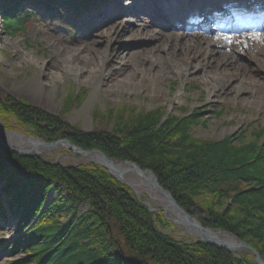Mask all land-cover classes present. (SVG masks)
Returning <instances> with one entry per match:
<instances>
[{
  "label": "trees",
  "instance_id": "16d2710c",
  "mask_svg": "<svg viewBox=\"0 0 264 264\" xmlns=\"http://www.w3.org/2000/svg\"><path fill=\"white\" fill-rule=\"evenodd\" d=\"M5 19L8 28L15 27L9 15ZM158 113L144 111L128 119L124 114L115 121L113 132L87 133L12 96L0 97L5 128L47 142L69 139L85 150H101L118 161L150 169L181 207L190 212L197 206L207 210L201 219L205 226L233 231L264 256V143L259 145L264 129L253 133L255 140L240 146L234 145L232 137L198 142L186 133V119L169 116L163 121L162 112ZM3 178L12 202L24 205L22 231L36 219L14 247L28 255L17 264H138L140 260L151 264H256L203 242L180 244L164 235L132 190L101 166L55 165L35 156H20L0 144ZM54 186L56 192L60 186L70 189V196L63 202L57 193L46 206ZM205 195L213 200L202 205L198 199ZM228 201L242 204L238 214L244 217L232 215ZM86 202L91 204L89 214H81L79 209ZM59 203V210L71 215L65 227L53 218ZM162 221L163 226H171ZM121 248L130 256H122Z\"/></svg>",
  "mask_w": 264,
  "mask_h": 264
},
{
  "label": "rangeland",
  "instance_id": "374dc122",
  "mask_svg": "<svg viewBox=\"0 0 264 264\" xmlns=\"http://www.w3.org/2000/svg\"><path fill=\"white\" fill-rule=\"evenodd\" d=\"M3 7L0 4V97L4 95L12 96L30 107L39 108L46 113L59 117L72 128H78L87 133L113 132L116 127L115 121L120 120L124 114L128 119L132 115L139 116L144 111L149 114H159L158 112H162L163 121L169 116L175 117V119H186L184 120V123H187L188 129L185 130L186 133H190L191 140L198 142H222L226 138L232 137L235 140L234 145L240 146L255 140L256 136H253V133L258 129H264V64L257 61L261 57L259 54H255V51L246 52L244 55L234 54V57L233 55L231 57L237 65L247 68L248 71L245 70L246 77H248L246 84L249 83L251 89L261 93L260 98H251L250 100H247V96H244L243 93L246 90H244L243 86H241L240 90L243 89L244 91H239L243 93H239L236 97L227 98L224 97V94H219L220 98L214 97L211 93V88L205 84L203 78H200L201 75L198 70L193 71L191 75L186 74L185 76H183L182 72L180 73V70L174 73L173 70H170L171 74L168 75V78L157 82L154 78L144 81L135 79V81L131 80L132 82L126 80L121 83L113 80H106L104 83H101L99 79H94V82H88L84 76L81 77L80 75H75V72H69L76 70V67L74 68L73 66L76 63V59L69 58L66 54L73 51V49L80 48V43H85V40L76 41L80 37L76 36L74 38L69 33L60 29L58 26L59 22L56 21V19H59L58 17L48 20L47 23L30 21L25 26L26 30L14 33L13 30L7 29L8 33L6 34V27L4 25V14L6 11L3 10ZM64 9H66V12L63 14V19L66 21L71 15V10L68 7H64ZM103 18L104 21L112 19L113 24L111 23L110 25H114L117 20L114 19V14H107ZM128 19L127 21L125 19L121 20L120 25L124 26L129 21L133 26L129 28L127 34L133 31L134 27L136 32L125 39L118 40L119 44H130V50L141 51L137 47L136 42H134V39L135 37L137 40L142 39L140 38V33L144 30L143 26L134 23L135 19L133 18ZM78 21L76 20V23ZM76 33L78 35V29H76ZM95 37L97 40H103L102 36ZM118 41L116 45H118ZM95 47H102V50L105 49L104 51L108 53L112 51V47L109 49L102 45H96ZM219 51L220 49L217 50V52ZM149 57H152V55ZM62 61L71 70L61 71L59 68H52V65L58 66ZM103 61L105 60L103 59ZM124 62L122 58L118 59L112 68L106 69V61L102 63V67L105 69V72L107 70L110 72L116 71L123 66ZM82 63L84 62L82 61ZM82 63L80 61V64ZM169 64L173 65L170 61ZM195 67L192 69H196ZM118 79L123 81V78L119 76ZM0 120L3 122L1 117ZM263 139L260 140L261 143L259 145L264 143ZM0 144L2 145L1 142ZM4 148L7 149L6 147ZM32 155L41 158L45 162L66 167L78 166L79 164L89 165L83 157L63 148L47 151L43 155ZM107 172L113 176L109 171ZM113 177L116 178L115 176ZM126 178L130 182L135 178L141 179L134 174L126 175ZM3 180H0V192H2V188L7 189L5 178ZM143 181L146 183L145 179ZM70 191V189L60 186L57 192L60 201H67ZM148 191L146 187L142 188V195L138 196L132 190L135 197L152 214L157 228L164 235L170 236L180 244L191 245L198 241L190 237L183 226L175 225L165 217L166 213L163 209L166 206L162 202H165V197L159 195L160 199L157 200L152 198L151 192L149 193ZM6 194L0 193V199H3L2 201L5 202V207L1 203L0 212L2 208L5 209L7 217V220H0V226L3 224V227H0V264H10L20 258L26 257L23 254L21 257L17 256L14 258L12 257V253L7 251L8 249L11 250L15 241L23 234L18 229V219L22 216H20V212L23 211L24 205L16 211L15 206L12 207L10 204L12 195ZM23 194L25 192L21 195ZM56 197L57 194L56 196H51L48 203L50 204ZM198 200L203 205L206 202H211L213 198L205 195ZM145 202L150 203L152 207L146 206ZM60 205L61 203H59V207L55 210L53 218L55 216V219L59 221L60 227H65L71 215L66 214L63 210L61 212L59 210ZM228 206L231 208L230 211L233 208L232 215L236 218H239V216L244 217L240 213L238 214L239 210L243 208L242 204H234V202L228 201ZM201 208L206 211V215L204 216L206 217L207 210L203 206ZM90 209L91 204L86 202L85 205L80 207L79 212L81 214L88 212L89 214ZM186 211L190 215L195 216L194 210L191 211L192 213L188 210ZM167 217L172 218L175 215L169 210ZM204 217H198V220L201 222V219ZM32 219L33 221H31L32 223L26 231L30 230L32 225H34V217ZM163 219L172 227L163 226L161 224ZM13 223L15 226H13ZM201 224L203 223L201 222ZM4 225L10 226L5 227ZM203 226L205 225L203 224ZM209 228L216 232H226L235 238V240L239 239L246 242L259 252L251 243L236 236L233 231ZM86 243L95 245L98 242L93 241L92 243V241H86ZM86 243L83 242L84 245ZM3 248H5V251ZM227 252L240 260H247L248 262L258 264L255 257L249 251ZM125 255L129 257L130 253L125 251ZM261 256L264 258L262 254ZM138 264H151V262L145 263L144 260H140Z\"/></svg>",
  "mask_w": 264,
  "mask_h": 264
},
{
  "label": "bare ground",
  "instance_id": "6f19581e",
  "mask_svg": "<svg viewBox=\"0 0 264 264\" xmlns=\"http://www.w3.org/2000/svg\"><path fill=\"white\" fill-rule=\"evenodd\" d=\"M161 1L162 0H139V2L146 5L142 11L144 14L145 12H153L154 18L152 24L160 27H166V24L158 18V7L159 2ZM181 1L185 9L191 8L192 3L196 1L201 2L205 7L213 4L216 8L217 6L221 8V3L227 4L228 2V0ZM228 9H230V7ZM126 12L136 18V23H138V25L144 24L145 20L142 18L144 14L133 15V11L131 9ZM225 12L226 11H222V13ZM233 14H235L234 10ZM211 16L214 21L213 13H211ZM224 19L225 23L228 24L234 22V20H229L227 17H224ZM258 19L259 17L257 15L252 20L254 21ZM121 20L123 19L120 18L116 20V23L114 25L107 26V29L96 30L85 43H80V48L73 49V51L66 53L69 58L76 59V63L73 65L74 68L76 67V70L69 72H75V75H80L81 77L84 76L88 82H92L94 79H99L101 83H104L106 80H113L121 83L126 80H130V82H132L133 80L135 81V79L144 81L151 78H154L157 82L168 78V75L171 74L170 70H173V73L180 70V73L182 72L183 76L186 74L191 75L193 71L195 72L198 70L201 75L200 78H203L205 84L211 88V93L214 97L220 98L219 94H224V97L227 98L236 97L239 93H243L239 92L243 90H240L241 86H243L245 88L244 90H246L243 94L244 96H247V100H250L251 98H260L261 93L251 89L249 83L246 84L248 77H246L247 74L245 70H247V68L245 66L237 65L231 57L232 53L241 54L240 52L243 50V54L255 51V54H259L261 57L260 59H257V61L264 64V35L244 34L238 38H234V41L228 44L227 42L216 41L211 36L206 37L203 34L196 33L179 34V32H175L171 36L167 35L166 37H162L157 30L144 27L145 29L140 33V38L142 39L137 40L136 37L134 39V42L141 45L142 50L135 51L130 50V44H119L121 39H125L129 35L135 34L136 32L134 27V30L127 34V31L133 25L128 22L124 26H121ZM95 36H102L103 40H97L95 39ZM148 40L152 42H148ZM117 41L118 45H116ZM226 44H228V51L225 50L223 52H215L213 45L217 47H225ZM96 45H102L108 49L112 47V51L108 53L107 51H104L105 49L102 50V47H95ZM152 50L157 52H153ZM230 50L231 52H229ZM150 55H152V57H149ZM121 58L125 61L123 66L116 71H104L105 69H103L102 63L107 61L106 69L112 68L115 65L116 60ZM103 59L105 61H103ZM168 60L173 63V65H170ZM80 61L81 63L82 61L84 63L80 64ZM54 67L59 68L61 71L71 70V68L67 67L66 63L63 61L58 66L52 65V68ZM194 67L196 69H192ZM233 69L235 70L233 71ZM118 76L123 78V81L118 79ZM257 78L260 79L259 77ZM12 143L19 150H31L33 154L37 155H43L46 153L45 148L37 147L35 142L15 139ZM117 168L124 171L128 168V166L118 165ZM130 183L140 193V195H142L141 189L146 187L149 190L148 192H151L153 197L156 196L150 187H147L148 184L146 185L143 179L135 178ZM1 190L2 192L0 193L5 194V190L3 188ZM13 226H15L14 223ZM224 238V240L229 243L234 242L230 236H226Z\"/></svg>",
  "mask_w": 264,
  "mask_h": 264
},
{
  "label": "water",
  "instance_id": "95a60500",
  "mask_svg": "<svg viewBox=\"0 0 264 264\" xmlns=\"http://www.w3.org/2000/svg\"><path fill=\"white\" fill-rule=\"evenodd\" d=\"M15 139H21L27 142H35V144H37V147L45 148V152L56 150L58 148L70 150L75 155H79L84 159H89L91 163L103 166L111 174H113L121 183L133 189L138 196H140V193L126 178V175L135 174L141 179H145L146 184H148L152 191L165 197V202H162L166 206L165 209H163L166 213V217L168 215L169 210H171L172 213L175 215V217H167V219L175 225L183 226L190 237L198 241L207 243L213 247L224 249L230 252L242 250L249 251L256 258L258 264H264V258L261 256V254L246 242H243L239 239L235 240V238H233L232 236H230V234L226 232H216L210 229L209 227L203 226L198 220V217H204L206 215V211L203 208L197 206L194 209L195 216L190 215L177 203V201L174 199L170 192H168L159 185V182L152 171L148 169L144 170L133 162H118L117 160L107 156L100 150H85L67 139L50 143L46 142L43 139H37L31 136L22 135L17 131H8L4 127L3 122L0 120V142L2 143V145L7 149L13 150L14 152L20 154L21 156H30L33 154L31 150L17 149L12 143V141L14 142ZM118 165H127L128 168H126L124 171H121L117 168ZM156 199L159 200V198L157 197ZM145 205L149 208L152 207L151 204L148 202H145ZM153 211H155V209H153ZM226 236H230L234 240V242L229 243L224 240V237Z\"/></svg>",
  "mask_w": 264,
  "mask_h": 264
}]
</instances>
